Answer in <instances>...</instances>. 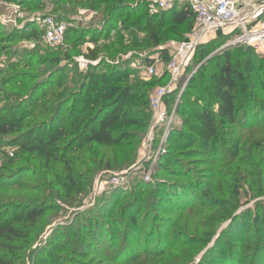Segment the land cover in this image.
<instances>
[{
    "label": "rangeland",
    "instance_id": "1",
    "mask_svg": "<svg viewBox=\"0 0 264 264\" xmlns=\"http://www.w3.org/2000/svg\"><path fill=\"white\" fill-rule=\"evenodd\" d=\"M132 1L133 11L116 0H0V109L15 107L16 117L25 115L32 94L54 105L61 94L86 92L88 73L111 69L123 76L118 86L136 87L149 99L164 83L141 66L154 63L161 73L160 50L185 25L169 24L168 14H150L149 6ZM46 15L72 30L65 44L44 42L37 19ZM149 24L157 29L156 49L142 43ZM210 37L208 53L230 46L222 34ZM88 49L99 60L80 66ZM200 58L196 51L184 91H168L170 109L183 93L189 99L187 93L194 92ZM249 84L248 95L239 98L242 125L221 139L216 154L172 150L169 138L183 125L180 115L168 130H156L147 148L150 124L126 127L130 136L123 146L88 145L71 152L69 170L40 151H25L20 133L0 135V146L16 160H0V176L15 181L0 188V206L47 207L18 264H264V86L254 79Z\"/></svg>",
    "mask_w": 264,
    "mask_h": 264
},
{
    "label": "trees",
    "instance_id": "2",
    "mask_svg": "<svg viewBox=\"0 0 264 264\" xmlns=\"http://www.w3.org/2000/svg\"><path fill=\"white\" fill-rule=\"evenodd\" d=\"M116 1L126 5L123 10L133 11L137 8H131L132 0ZM140 1L142 4L138 6L142 8H148L151 2ZM115 8L119 9L117 5ZM163 13L168 14L169 24L185 25L184 32L175 35L176 41L183 40L194 26V17L185 8ZM153 18L154 16L148 15V23H152ZM156 30L149 24L146 37L142 40L146 47L156 49L160 46ZM71 31L66 32L65 41ZM39 34L42 35V31ZM206 46L207 43H204L197 49L201 58L198 74L193 79L194 92L187 93L190 95L189 99H183V93L177 104L176 113L182 118L183 125L174 128L169 138V142H173L172 150L190 149L201 156H206V153L216 154L221 139L224 136H234V128L242 125V119L239 118V98L248 95L250 79L260 80L264 86V54L245 45H230L212 54L205 50ZM160 52L165 62L168 61V50L162 48ZM86 57L89 61L96 62L99 60V53L95 49H88ZM115 74L112 69L88 73L85 76L87 84L83 87L87 88L86 92L77 90L65 98L61 94L58 102L50 106L40 103L42 101L32 94L26 101L28 104L25 115L16 117L15 107L1 108L0 135L20 133L24 143L19 145L25 151H40L49 160L64 163L67 170L72 164V157L69 155L71 152L84 150L88 145L123 146L130 136L126 127L136 125L143 129L149 126L150 97L148 99V95L137 91L136 87L118 86L117 82L123 76ZM159 78V83H166L165 75ZM66 111L67 115L64 117L63 113ZM42 114L47 117L39 123L24 121L26 116L36 117ZM57 121L61 123L55 125ZM0 150H3L1 146ZM3 154V161L10 164L16 161L14 156L9 157L5 151ZM166 158L168 163L174 162V157ZM14 183L13 176H0V188ZM46 210L47 207L38 203L0 206V264H18L21 261L24 248L30 245L31 234Z\"/></svg>",
    "mask_w": 264,
    "mask_h": 264
},
{
    "label": "built area",
    "instance_id": "3",
    "mask_svg": "<svg viewBox=\"0 0 264 264\" xmlns=\"http://www.w3.org/2000/svg\"><path fill=\"white\" fill-rule=\"evenodd\" d=\"M149 7L150 14L185 8L192 13L194 26L183 40L172 41L164 47L168 50L169 59L161 73H158L154 63L141 66L148 76L165 75L167 79L150 95L151 120L145 140L146 148L154 141L156 130H168L177 121V104L173 109L169 108L167 93L179 87L181 93L184 91L185 71L198 47L208 41L206 37L222 34L228 37L229 45L250 46L264 54V0H151ZM37 21L47 45L55 47L65 44L68 31L65 22L52 15L39 17ZM79 63L80 66H87L95 62L83 55ZM3 151L9 157L14 156L11 150H0V160L3 159Z\"/></svg>",
    "mask_w": 264,
    "mask_h": 264
},
{
    "label": "crops",
    "instance_id": "4",
    "mask_svg": "<svg viewBox=\"0 0 264 264\" xmlns=\"http://www.w3.org/2000/svg\"><path fill=\"white\" fill-rule=\"evenodd\" d=\"M164 70V69H163Z\"/></svg>",
    "mask_w": 264,
    "mask_h": 264
},
{
    "label": "water",
    "instance_id": "5",
    "mask_svg": "<svg viewBox=\"0 0 264 264\" xmlns=\"http://www.w3.org/2000/svg\"><path fill=\"white\" fill-rule=\"evenodd\" d=\"M211 57V56H210Z\"/></svg>",
    "mask_w": 264,
    "mask_h": 264
}]
</instances>
